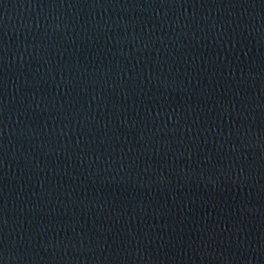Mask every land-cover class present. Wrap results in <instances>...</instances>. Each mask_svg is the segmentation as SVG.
<instances>
[{"label": "water", "instance_id": "1", "mask_svg": "<svg viewBox=\"0 0 264 264\" xmlns=\"http://www.w3.org/2000/svg\"><path fill=\"white\" fill-rule=\"evenodd\" d=\"M0 264H264V0H0Z\"/></svg>", "mask_w": 264, "mask_h": 264}]
</instances>
